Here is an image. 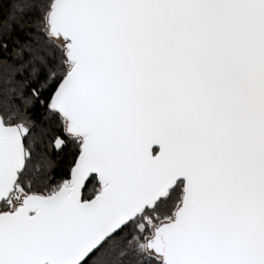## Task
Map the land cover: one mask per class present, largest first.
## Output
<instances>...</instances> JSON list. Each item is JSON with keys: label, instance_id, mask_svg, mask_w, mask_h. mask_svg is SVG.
<instances>
[{"label": "snow or ice", "instance_id": "obj_1", "mask_svg": "<svg viewBox=\"0 0 264 264\" xmlns=\"http://www.w3.org/2000/svg\"><path fill=\"white\" fill-rule=\"evenodd\" d=\"M0 264H264V0H0Z\"/></svg>", "mask_w": 264, "mask_h": 264}]
</instances>
